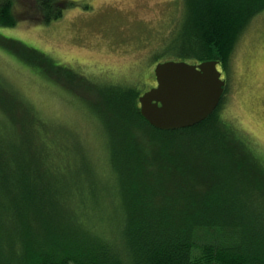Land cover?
I'll return each mask as SVG.
<instances>
[{
  "label": "trees",
  "instance_id": "obj_1",
  "mask_svg": "<svg viewBox=\"0 0 264 264\" xmlns=\"http://www.w3.org/2000/svg\"><path fill=\"white\" fill-rule=\"evenodd\" d=\"M36 2L45 23L69 5ZM13 4L0 1V26L19 20ZM185 5L190 35L172 61L217 60L228 72L264 0ZM14 92L0 82V264H264V170L217 120L223 96L201 123L161 131L140 115L141 93L120 94L110 109L112 158L99 174Z\"/></svg>",
  "mask_w": 264,
  "mask_h": 264
},
{
  "label": "rangeland",
  "instance_id": "obj_2",
  "mask_svg": "<svg viewBox=\"0 0 264 264\" xmlns=\"http://www.w3.org/2000/svg\"><path fill=\"white\" fill-rule=\"evenodd\" d=\"M36 1L13 0L19 20L0 26V82L57 135L78 144L101 174L102 162L112 158L118 123L110 109L119 95L155 86V65L184 50L190 35L185 0H66L61 17L48 23L36 21ZM19 44L27 58L15 51ZM217 68L226 81L217 120L264 170V11L240 36L228 72Z\"/></svg>",
  "mask_w": 264,
  "mask_h": 264
},
{
  "label": "water",
  "instance_id": "obj_3",
  "mask_svg": "<svg viewBox=\"0 0 264 264\" xmlns=\"http://www.w3.org/2000/svg\"><path fill=\"white\" fill-rule=\"evenodd\" d=\"M217 65V60L157 63L156 85L138 97L142 118L161 131L189 128L207 119L218 107L226 84Z\"/></svg>",
  "mask_w": 264,
  "mask_h": 264
}]
</instances>
